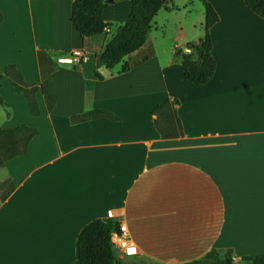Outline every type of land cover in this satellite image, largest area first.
<instances>
[{
	"label": "crops",
	"instance_id": "1",
	"mask_svg": "<svg viewBox=\"0 0 264 264\" xmlns=\"http://www.w3.org/2000/svg\"><path fill=\"white\" fill-rule=\"evenodd\" d=\"M72 1L0 0V90L9 108L0 126L37 129L26 152L0 166V264H71L79 230L108 209L125 223L132 252L120 257L128 261L173 264L212 247L264 254V19L243 0H206L218 14L209 29L216 68L195 84L176 50L201 31L184 38L179 22L167 41L159 28L189 4L203 15V0L168 2L147 41L112 68L99 54L130 0L106 1L108 28L87 37L70 22ZM81 48L80 64L56 62ZM39 50L53 66L43 77ZM8 63L38 85L39 114L4 75ZM44 95L54 97L51 110ZM164 98L178 99L179 136L155 128L152 107ZM91 109L118 118L71 119Z\"/></svg>",
	"mask_w": 264,
	"mask_h": 264
},
{
	"label": "trees",
	"instance_id": "2",
	"mask_svg": "<svg viewBox=\"0 0 264 264\" xmlns=\"http://www.w3.org/2000/svg\"><path fill=\"white\" fill-rule=\"evenodd\" d=\"M171 0H130L127 18L118 24L99 57L107 68L123 60L124 56L142 46L149 37L153 17L158 10ZM252 12L264 19V0H243ZM105 0H73L70 6L69 19L81 37L92 36L105 32L108 23L102 17ZM204 21L202 39L199 42H186L183 46L188 51L178 48L180 66L186 79L202 84L214 74L215 59L211 53L212 39L210 26L218 20V14L212 4L203 0ZM47 51L39 50L37 55L40 62L41 76H45L53 66L48 64L51 58L45 55ZM46 64V65H45ZM124 62L121 70L130 68ZM13 89L24 95L31 114H39L36 98L38 85L28 83L23 79L21 71L13 63H8L3 69ZM46 108L54 107V97L44 95ZM0 104L7 105L0 93ZM177 98H164L152 107L155 114L154 125L161 137H176L183 133L182 124L176 111ZM107 116L117 119L105 109H91L73 114V121L90 117ZM37 133L33 126L19 123L13 126H0V166L16 155L26 152L30 139ZM118 227V222L110 217H96L88 221L79 230L75 240V260L71 264H155L154 262L127 261L120 257L111 241V232ZM173 264H264V254L235 255L232 248H210L203 255L187 261Z\"/></svg>",
	"mask_w": 264,
	"mask_h": 264
},
{
	"label": "rangeland",
	"instance_id": "3",
	"mask_svg": "<svg viewBox=\"0 0 264 264\" xmlns=\"http://www.w3.org/2000/svg\"><path fill=\"white\" fill-rule=\"evenodd\" d=\"M188 6H190V8L186 7V9H189V10H186V9L183 10V7H181V10H177V11L173 10L172 13L167 14V21L165 22L166 24L159 28V33H161V30H163L162 33L165 34L167 41H172L174 39L175 33L177 29L179 28L178 26H180L179 22H183L184 24L183 25L184 26V38L188 36V33H194V32L196 33L197 31H201V34L199 36H202L203 27L202 25H200V22L203 23L204 15L202 14L200 15V12H199L200 4L198 3L193 4V5L189 4ZM197 38L198 37H196V39ZM117 66H119V64H117ZM0 92L4 100L6 101L4 91L0 90ZM8 112H9L8 106L0 104V124L6 119ZM124 260L128 261L127 258H124Z\"/></svg>",
	"mask_w": 264,
	"mask_h": 264
},
{
	"label": "built area",
	"instance_id": "4",
	"mask_svg": "<svg viewBox=\"0 0 264 264\" xmlns=\"http://www.w3.org/2000/svg\"><path fill=\"white\" fill-rule=\"evenodd\" d=\"M87 51L83 48L81 49H74L69 52H62L56 56V62L60 63H69V64H80L81 62L86 60ZM119 213L117 209H108L106 213V217H116ZM118 227L117 229L111 232V241L117 251L119 256L130 254L132 249L130 247V241L125 235L126 226L122 220H118ZM119 250V251H118Z\"/></svg>",
	"mask_w": 264,
	"mask_h": 264
},
{
	"label": "water",
	"instance_id": "5",
	"mask_svg": "<svg viewBox=\"0 0 264 264\" xmlns=\"http://www.w3.org/2000/svg\"><path fill=\"white\" fill-rule=\"evenodd\" d=\"M105 1H111V0H105ZM202 38L200 37L199 39H198V42L201 40Z\"/></svg>",
	"mask_w": 264,
	"mask_h": 264
},
{
	"label": "snow or ice",
	"instance_id": "6",
	"mask_svg": "<svg viewBox=\"0 0 264 264\" xmlns=\"http://www.w3.org/2000/svg\"><path fill=\"white\" fill-rule=\"evenodd\" d=\"M134 251V250H133Z\"/></svg>",
	"mask_w": 264,
	"mask_h": 264
}]
</instances>
